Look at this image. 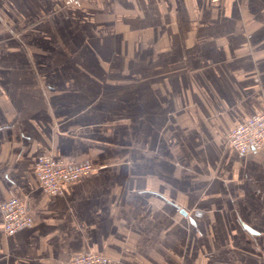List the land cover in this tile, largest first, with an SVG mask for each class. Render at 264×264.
Masks as SVG:
<instances>
[{"label": "crops", "instance_id": "0c3cea01", "mask_svg": "<svg viewBox=\"0 0 264 264\" xmlns=\"http://www.w3.org/2000/svg\"><path fill=\"white\" fill-rule=\"evenodd\" d=\"M0 0V264H264V0ZM38 156L96 169L41 189Z\"/></svg>", "mask_w": 264, "mask_h": 264}, {"label": "built area", "instance_id": "2783aa9c", "mask_svg": "<svg viewBox=\"0 0 264 264\" xmlns=\"http://www.w3.org/2000/svg\"><path fill=\"white\" fill-rule=\"evenodd\" d=\"M81 1L64 0L63 3L76 5ZM209 2L217 5L220 0H209ZM226 140L240 154L261 148L264 145V108L233 126L227 132ZM34 169L41 189L55 194L60 192L62 184L91 175L96 167L88 160L73 162L51 156H38ZM0 213L6 233L28 226L32 221L26 202L16 196H10L0 203ZM109 260L110 258L104 254L86 251L69 258L65 264H103Z\"/></svg>", "mask_w": 264, "mask_h": 264}]
</instances>
